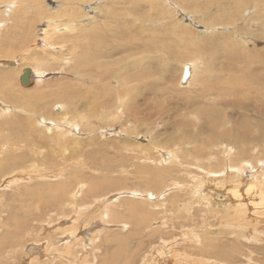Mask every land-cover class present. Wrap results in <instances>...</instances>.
<instances>
[{"label": "rangeland", "instance_id": "obj_1", "mask_svg": "<svg viewBox=\"0 0 264 264\" xmlns=\"http://www.w3.org/2000/svg\"><path fill=\"white\" fill-rule=\"evenodd\" d=\"M107 1L108 0H89L86 3L81 2L82 4L79 2L80 5L74 7L77 8L75 10H79L75 15L73 12L74 17L72 18L71 13L73 8L67 5L66 0H36V2L35 0H0V73L8 72L9 74L10 72L12 78L10 81L11 84L4 86V89H0V123L7 118L6 115H3V110H9L11 114L15 113L13 115L17 116V118H15L17 123L15 122L13 125V132H15L14 130L18 132L14 134L13 138L17 137L15 141L21 142L20 134L22 133L25 135L27 133L24 137H27L28 143H26L29 144V150L28 152L26 151V155L29 154V157L22 158L24 160L22 161L21 159V163L11 160L2 161L4 164L8 161L5 166L0 162V249L3 248L0 250V264H37L38 262H36V260L39 261L40 264H149L151 261H153L152 264H155L156 261V264H264V205H260L261 201L259 198L262 192L261 190L264 191V186L262 185L264 184V172H261L262 168L260 169L259 167H263L264 163H259L258 161L257 169L254 170V172L253 169L247 168L244 164L240 165L237 163L228 164L229 166L226 165L225 168L222 162V159L227 157L226 153H231L232 157H236L234 161H238L237 157L240 155L242 156V154H253L252 156L260 158V153H263L264 157V144L261 147L249 145L250 147L248 148L247 146L244 147L240 145L236 147L233 142H227L228 148L232 147L230 151L228 148L223 149L226 142L220 140L222 136L230 137L231 135L235 138V135H237L236 137H240V133L241 135L242 133L248 135L249 133H256L258 131L256 127L258 125H256V123L260 120H264V117H262V115L259 116V113H254V115L249 113L243 106L249 102H238L234 108L226 109L230 116H226V118L223 117L219 123L221 125L217 124V127H213L218 131H215L217 134L215 133L216 135L214 137L216 138L214 143H210L209 134L211 131L213 133V130L208 127L210 124L207 119L195 116L194 113L188 114L185 109H178L176 111L177 115H175L176 117H174L172 123H170L171 126H168V128L166 127L167 129L163 125L164 116L162 118H154L148 125L144 120L138 123L133 119H128L130 120V124L125 126L122 122L117 123L113 128H99L94 125L93 130L88 129L90 131H85L81 125L84 121H79L81 125L79 128L80 136V134H75L71 132L68 127H65V123L68 122L70 128H72L71 119L65 122L57 121V119L53 117L52 122L46 119L45 121L51 124L60 123L58 130L52 129V131H49L46 127H56L45 125L46 122H42L39 118L33 119L32 116L34 115H27L23 107L10 103L5 99L8 97L7 93L9 94V91H12L18 97L19 95L22 97L23 94H27L31 97L32 95L35 96L34 94L39 96L42 90L51 91L54 89L56 92V90L65 89V85L60 86L58 82L64 84L62 78L65 77L66 74H62L66 73L64 72L66 65L60 67V65L53 64L54 61L51 54L58 52L62 54V52H65L63 56L66 55L68 58L71 55L68 48L73 45L71 40L77 37L76 34H81V31H76V33L72 35L71 32L66 31L67 29L64 28V24H66L65 22H69L70 24L71 22H75V25L77 23L76 27L79 28L78 24H84L89 19V21H93V17H95V22L104 23L103 20L106 19V17H110L112 14L111 9L107 5L110 4L111 6L115 0H111L106 4ZM219 1H147V4L149 3L151 5L147 10H152L148 14L151 16L153 15V18L154 16L158 18H154L155 21L153 20V22L150 23L151 25L146 23L147 28L157 27L156 29L158 31L155 34L142 35L137 38L136 44L145 45V43H147V45L152 44L151 46L153 47H155L157 43L158 46L156 47H167L166 44H168L169 48L167 50L163 47L158 48L157 52L154 51L149 54H142L144 57H154L155 55V57L167 60L171 57L169 54H171L172 50H174L175 53L179 51L175 54L176 56L174 55L175 58L171 57L174 58L171 60L172 62L170 60L168 61L172 67L171 74H175L171 75L172 78L174 76L173 80H175V78L179 79V81L177 79V85L176 83L167 85L170 91L178 92L180 89L184 91L188 89L181 86L180 80L183 66L187 65L186 63L192 64L197 62L198 77H200L198 78V82L203 81V86L207 84L208 86L213 85L215 80H220L221 78H218V75L222 78L223 76H227L215 71L216 67L223 64L221 57H217L213 60L210 56L205 57L203 55L193 54L192 51L195 50L186 49V43L190 40L200 39L201 46L206 44L201 38L209 36H205V34H207L206 32H210L207 31L205 25L207 24V20L214 18L217 13L216 4H218ZM202 3H208L209 5L213 3L214 6L211 5V7H208V10H211L207 14H201L197 10L203 5ZM128 7L130 8V6ZM262 7H264V5H262ZM230 8L231 7H228L227 11L231 10ZM194 9L196 10L194 11ZM64 11L67 16H64ZM230 14L231 11L227 13L229 19ZM221 15L219 18L226 17ZM61 23H63V25ZM87 23L89 22L85 24ZM258 23L259 25H256L255 29H252L250 35L251 38L258 41V45L256 42L253 43L254 40L248 38L249 36H247L246 33L242 35L239 32V36L243 41L240 39H238V41L242 44L243 42L244 44H252V47L250 46V50L248 51L251 53L260 52L261 54H257H260V56L263 55L264 57V40L261 37L258 38V34L261 35L264 31V25H262V21H258ZM235 24L238 26L239 30L242 26L245 27L241 20ZM170 25L174 26V28L171 27V32L176 29L181 30V32L184 30V32L179 33L181 35L178 34L177 36L179 37H177L175 36L176 32L174 34L170 33ZM210 25L221 26L218 24ZM60 26V32H56V29H60ZM52 29H54V31ZM261 29L262 32H259ZM167 30H169L168 33L170 34H167ZM215 31L223 35L222 39L224 43L227 37L229 42L235 40L233 42L236 43L237 37H229V32L231 31L229 29L227 30L225 26L217 28ZM253 31H255V33ZM187 32L189 34L187 37L190 39L186 37ZM60 33H65V36ZM191 35L193 37L192 39ZM255 35H257V37H255ZM181 36L186 39H182ZM149 37H152V39H149ZM65 38L67 41H64L66 40ZM153 38H156L155 40L157 42L153 41ZM48 39L51 42H49ZM69 41L70 43H68ZM87 41L88 40L83 42V44H86ZM66 42L68 47L65 45L62 51L61 47H63V43ZM162 42L164 43L162 44ZM179 42L182 43L183 46L179 44ZM169 49H171V51ZM186 50H188V52ZM235 51L237 53L240 52L239 50ZM29 52L33 53L32 56L29 55ZM46 54L50 55L51 57L47 58L53 61V65L51 64L52 69H50L52 72L46 76V82H56L55 84L57 86H64L65 88H54L52 87L53 84H50L51 87L41 90L34 83L32 87L28 88L19 80L21 72L23 74L25 69H30V67L33 66L34 58L46 56ZM27 57L28 59L30 58L28 61ZM57 67L59 69L61 68V70L55 69L54 71V68ZM261 69H263V66H261ZM208 81L212 84H209ZM244 81L246 83L248 79ZM196 84L191 85V88L188 89L193 96L197 93H204L205 91L200 88L203 86H198ZM113 85L115 87V84ZM66 86H68L67 88L70 87V85ZM225 87H227L226 84ZM210 88L211 87H209L208 90ZM260 88L262 92L264 85ZM74 91L78 97L84 96L83 92L85 91L82 87L76 88ZM226 91L228 90L226 89ZM259 92L260 91H257V93ZM170 96L171 93L167 94L166 100H168V98L170 99ZM207 96L209 97V94H207ZM173 98L176 100L177 97ZM164 99L163 97H158V100L162 101L161 105H165ZM43 102L46 103V101ZM48 103L49 107L42 111V115L50 111L52 105H55V107L59 109L62 108L60 112L66 111V106H68L63 103V106L58 105L56 101H53L52 103L54 104L50 106V99H48ZM165 106H167V103ZM166 109L167 108H165V110ZM194 110L195 109L192 111ZM51 111L59 113L54 109ZM233 111L236 112L233 113ZM129 112L132 116L137 114L135 110H129ZM127 113L128 112H126V114ZM249 115H253V119L251 117H249V121L244 119V117L246 118ZM5 116L6 118H4ZM27 116L30 117L31 121L34 120L36 122L38 120V123L35 124L37 129L33 128L30 123H24L23 120H26ZM35 116L39 117L40 115L35 114ZM177 116H180V118ZM96 119L97 118H93L92 120ZM124 119L125 117L122 121ZM112 120L119 121L120 119L114 118ZM245 120L246 122H244ZM19 123L20 125H18ZM181 123L182 125H180ZM238 124L239 127L237 129ZM250 127L252 128L250 129ZM248 128L249 131L255 130V132L247 131ZM40 129H44L48 136L46 137L45 134L43 136L39 135ZM25 130H27L26 133L24 132ZM109 130L114 131L109 133ZM63 136L66 138L68 137L67 139L70 141L68 144L70 146L69 149H64L65 147L62 146ZM0 142H2V137L0 138ZM166 143H168L167 149L162 147V145H166ZM215 143V146L210 145ZM156 144H160L161 146L157 147ZM0 145V149L3 147L1 150L6 146L10 147L6 142ZM22 145L23 143H17V146ZM32 145L36 146L35 153L33 152L34 148L33 150L31 149L33 147ZM9 147H6V149H9ZM196 148L202 152L203 155H205V153L206 156L209 155L207 161L197 160L196 157L198 153L196 154L193 151L196 150ZM17 149H19V147H17ZM223 150H226L225 153H223ZM63 151L65 152L62 155ZM19 152H22V150ZM185 152H189L190 154V158L186 160H184L185 158L183 156H180ZM36 153H41V155H36L34 157ZM89 153L93 154V159H91V157L90 159L88 158ZM172 154H175V156L173 162H170V159L173 158ZM94 155H96L95 157L98 161L104 159L109 160V163L99 162L101 165H98L94 159ZM34 159L36 160L34 161ZM246 159L250 161L249 158ZM194 161L196 163H194ZM197 163L200 165H197ZM236 166L239 167L237 168ZM245 167L247 170H245ZM139 168H143L145 171L149 172L151 169L157 171L158 178L149 173H138ZM229 168H232L230 169L231 171ZM241 169H243V172ZM258 169L260 170L257 171ZM4 170L6 173L3 172ZM21 170L23 171L21 172ZM17 171L19 173H17ZM210 173L213 174L214 177L209 176L211 175ZM253 179L255 182L251 181ZM261 179H263V181H261ZM92 181L102 186L104 190L100 188L95 197L92 195L86 197L84 192L89 190ZM150 181L152 183L154 182V184L150 185ZM200 183H204L203 190H205V195L199 192L197 193V190H199L201 186ZM57 185L59 187L62 186L65 192L55 191V186ZM252 185L255 187L258 186L260 189L257 187L250 194H247V189ZM233 188L240 191V202H244L245 199V202L251 205L250 203L255 201L259 203L260 207L256 210H252L248 207L247 214L242 212V215H236V210L234 208H225L228 204L233 203L228 196L230 195L229 191ZM134 191L138 192L137 195L139 197ZM207 192H209V194ZM60 194L62 197L66 195L67 200L60 198ZM54 195L55 197H53ZM50 200H52V204H49ZM61 202H66L63 207L60 205ZM68 203H70V206L65 207ZM82 204H84V206ZM129 206H134L133 212L128 209ZM235 206L236 205H234V207ZM82 207L84 209H82ZM23 220L27 222H23ZM9 230L10 232H8ZM72 230H75V233ZM18 232L19 236H16ZM234 232H238V234L234 235ZM14 236L16 237L15 239ZM62 237L66 239V242L71 241V243L75 245V251L77 253L74 251L69 253L67 250L68 248H63L62 245L65 242L59 243V239ZM210 242L211 245H208ZM220 243L221 245H219ZM57 244H59V248L56 247ZM205 244H207V246H204ZM216 245L219 246V248H217ZM159 250L163 253L159 254ZM219 251L223 252V257H221V253H218ZM224 252H228V255L226 253L224 254ZM61 253L64 255L62 256ZM229 255L232 256V259ZM59 259L62 260L60 261Z\"/></svg>", "mask_w": 264, "mask_h": 264}, {"label": "bare ground", "instance_id": "obj_2", "mask_svg": "<svg viewBox=\"0 0 264 264\" xmlns=\"http://www.w3.org/2000/svg\"><path fill=\"white\" fill-rule=\"evenodd\" d=\"M66 1H67V5L71 6L73 8L72 9L73 11L71 13L72 18H73L74 15L76 14V12H78V10H79V9L75 10L77 8H74V7L79 6L80 5L79 2L80 3L81 2L86 3L89 0H66ZM110 1L111 0H108L106 2V4L109 3ZM147 1L148 0H115L114 2L112 1L113 3L111 6H110V4L107 5L111 9L112 14L110 15V17H106V19L103 20L104 23L95 22L94 21L95 17H93L94 18L93 21L92 20L89 21L90 19L88 21H86L89 23L85 24L86 23L85 22L84 23L85 25L82 23L78 24L79 28L76 27L77 23L75 25V22H71V24L69 22L68 23L65 22L66 24H64V28L67 29L66 31L71 32L72 35L75 34L76 31H81V34H79V35L76 34L77 37L75 39L71 40L73 42V45L70 46V48H68V50H70L69 52H71V55L69 56V54H68L69 57L67 58L66 55L63 56V54L65 52H62V54L60 52L53 53V54H51V56L53 58L54 63H53V61L50 60V58H47V57H51L50 55H47V54H46V56L38 57L39 59L34 58V64H32L33 66L30 67L31 78H32L31 80L32 81H31V84L26 86V87L30 88V87H32V84L34 83L41 90L51 87L50 84H53L52 87H54V88L55 87H57L58 89L63 88L64 86L60 87L61 85H65L66 88L64 87L65 89L56 90V92L54 89H53L54 91L53 90H51V91L50 90L49 91H45V90L43 91L42 90L41 94L39 96L34 94L35 96L32 95L31 97H29L27 94H23L22 97L19 95V97H18L12 91H9V94L7 93L8 97H6L5 99H7L10 103H14L15 105H20L21 107H23L25 112H27V115L28 114L34 115V116H32L33 119L39 118L42 120V122L44 121V123L46 122L45 121L46 119L50 122H52L53 118L57 119V121H60V122H65L68 119H71L72 128H70V124L68 122L65 123V127H68L69 130L75 134H80L79 128L81 127V125L85 131L93 130L94 125L98 126L99 128H104V127L113 128L117 123L122 122V124L125 126V125L130 124L131 119L135 120L138 123L140 121L144 120L145 123H147V125H148L154 118H157V117L162 118L163 116H164V118H163L164 124L163 125L165 126V128L166 127L168 128V126H171L170 123H172L174 117H176L175 115H177L176 111L178 109H185V110H187L188 114L194 113L195 116L204 117L207 119L208 123L210 124V126H208V127H210V129L212 128V130H213V133L211 131V133L209 134V140H210V143H214L215 138H216L214 136L217 134L216 132L218 130H216V128H213V127L216 126L217 124H219L220 120H222L223 117L226 118V116H230V114L227 112L226 109L227 108H234L236 106V103H238V102H240V103L249 102V103L243 105L245 107V109H247V111L249 113H252L253 115H254V113H259L260 114L259 116L262 115V117H264V88H263L262 92H261V88H260L262 85H264V57H263V55L260 56V54H261L260 52H257V53H260V54H257L255 52L251 53L250 51H248V50H250V46L252 47V44H248V43L244 44V42L242 44L238 41V39L243 41L239 36V32L242 35L244 33H246V35L249 36L248 38L253 39L250 36L251 31H252V29H255L256 25H259L258 21H262L263 22L262 25H264V7H262V5H264V0H220V1L218 0L219 3L216 4L217 5V7H216L217 13L215 12L216 14H215L214 18H211V19L207 18L208 20L206 19L207 24L205 26H206L207 31H210V32L209 33L206 32L207 34H205V33H203V34H205V36H207V35H209V36H207L206 38H201L202 40L205 41L206 44L204 43L205 45L201 46V44H200L201 40L200 39L199 40H192V41L190 40L186 43V49L189 48L190 50H195V51H192L193 54H199L200 56L203 55L205 57L210 56L213 60L216 59L217 57H221L223 64L219 67H216L215 71H218V73L220 72V73L228 76V77L223 76V78H222V77H219V75H218V78H221L220 80H217V81L215 80V83L213 82L214 83L213 85L208 86V84H207L206 86H203V84H204L203 81L198 82L199 81L198 78H200V77H198L199 72H198L197 62L192 63V64H188L184 61L187 65L183 66L182 74L180 77L181 86L189 89V88H191V85H195L197 83L196 85L203 86L200 88L202 90H205L204 93H201V94L197 93L194 96L190 94L191 92L188 89L186 91L180 89L178 92H174V91H170L169 87H167V85L170 83H173V84L176 83V85L178 84V82H177L178 78L177 79L175 78V80H173L174 76H173V78L171 76V75H175V74L174 73L171 74L172 67L170 66L171 64H169L168 61L173 60L176 56L175 54L179 51H177L175 53L174 50H172L171 54H169V55L171 57H174V58L170 57L167 60H165L163 58L155 57V55H154V57L153 56L144 57L142 54H144V53L149 54L150 52H154V51L157 52V49L162 48L163 46L156 47V46H158L157 45L158 43L155 44L156 45L155 47L151 46L152 44L147 45V43H145V45L136 44L137 38L141 37L142 35L155 34L158 31L156 29L157 27L147 28L146 23H149V24L152 23L154 18H155V16L153 18V15L151 16L148 14L152 10L151 11L147 10V8H149L151 6L149 3L147 4ZM160 1H162V0H160ZM179 1H181V0H179ZM35 2H36V0H35ZM180 4H183V3H180ZM202 4L203 5H201L200 9L197 10L201 14H207L211 10V9L208 10V7H211V5L214 6L213 3H210L211 5H209L208 3H205V4L202 3ZM104 5H105V2H104ZM128 6H130V8ZM171 7H172V5H171ZM228 7H231L230 8L231 10L227 11ZM112 8L114 9V11ZM68 9H66V10H68ZM195 10L196 9H194V11ZM230 11H231V14H230V19H229V16H228L229 14L227 15V13ZM73 12H74V15H73ZM64 14H65V11H64ZM219 14L220 15L222 14L221 16L224 15L226 17L219 18V16H220ZM60 16H61V14H60ZM64 16H67V14H65ZM75 18H76V16H75ZM78 19H79V16H78ZM240 20L244 23L245 27H243L242 26L243 24L241 23L242 25H240V24L239 25L242 26V28H240V30H239L238 26L235 23H238ZM74 21H75V19H74ZM76 21H77V18H76ZM61 24L63 25V23H61ZM139 24H140V26H139ZM145 24H146V26H145ZM210 24H212V25L218 24L221 26H217V25L211 26ZM228 24H230V25H228ZM182 25H183V23H182ZM222 26H225V28L227 30L229 29L231 31V32H229V37H231V36H233L234 38L237 37L236 43L233 42L235 40L229 42L228 37L224 43V40L222 39L223 35L221 33H218L217 31H215V29L217 30V28H220ZM171 27L174 28V26L170 25V33L174 34L176 32L175 36H177L179 33L184 32V30L181 32V30H178V29L171 32L172 31ZM260 28H263V27H260ZM260 28H259V30H260ZM52 30L54 31V29H52ZM59 30H61V26H60V29H56V32H60ZM166 32H167V34H170V33H168L169 30H167ZM253 32L255 33V31H253ZM259 32H262V29ZM60 34H62V33H60ZM64 34H62V35L65 36ZM84 34H85V36H84ZM186 34H187L186 35V37H187L189 34H188V32ZM211 34H213V35H211ZM179 35H181V34H179ZM258 35H259L258 38L261 37L264 40V31L261 35L260 34H258ZM83 37H84V39H83ZM152 37H149V39H152ZM177 37H179V36H177ZM255 37H257V35H255ZM181 38H182V36H181ZM187 38L190 39L189 37H187ZM192 38L193 37L191 35V39ZM56 39H57V36H56ZM155 39L153 41H156ZM182 39L185 40L186 38L183 37ZM182 39H180V40H182ZM86 40H88L87 43L83 44V42H85ZM253 40H254L253 43L256 42L257 45L259 44L258 41H256L255 39H253ZM48 41L51 42L49 39H48ZM52 41H53V39H52ZM64 41H67V39ZM174 42H175V39H174ZM174 42H172V43H174ZM180 42H179V44L182 45V43H180ZM68 43H70V41ZM163 43L164 42H162V44ZM63 44H64L63 47H61L62 51H63L65 45L68 47L67 42L63 43ZM246 44H248V45H246ZM160 45H161V43H160ZM166 45H167V47L164 46L163 48L164 49L166 48V50H167L169 47H168V44H166ZM170 47H171V45H170ZM213 47H215V48H213ZM220 47H222V48H220ZM172 49H173V47H172ZM31 50H32V48H31ZM160 50H162V49H160ZM169 50L171 51V49H169ZM183 50H185V49H183ZM235 50H239L240 52L237 53ZM186 51L188 52V50H186ZM32 54L33 53L29 52L30 56H32ZM43 55H45V54H43ZM186 55H187V53H186ZM29 59L27 57V61ZM184 59H185V57H184ZM52 63L56 64L58 66L60 65V67L66 65L65 69L62 68L65 70L64 72H66V73L62 74V75L66 74V76L62 78L63 79L62 82L64 84H60L58 82V84L60 86H57L55 84L56 82H53V83L52 82H46V78H47L46 76L48 74H50V72H52V70H50V69H52V66H51ZM172 66H173V64H172ZM261 66H263V69H261ZM55 69H59V68L58 67L54 68V71H55ZM59 70H61V68ZM21 74H22V72H21ZM21 74L19 75V80L21 78ZM246 79H248V81H246V83H245L244 80H246ZM11 80H12V78H11L10 72H9V74H8V72L0 73V89H4L5 88L4 86L11 84L10 83ZM200 80H203V79H200ZM178 81H179V79H178ZM13 83H15V82H13ZM16 83H17V81H16ZM113 84H115V87ZM209 84H212V83L209 82ZM225 84L227 87H225ZM66 85H70V87H72V88H70V87L67 88L68 86H66ZM80 87H82V89L85 92H83L84 96L78 97V95L76 94L74 89L76 90V88H80ZM209 87H211V88L208 90ZM226 89L228 91H226ZM257 91H260V92L257 93ZM169 93H171L170 99L168 98V100H166V98H167L166 95ZM207 94H209V97L207 96ZM23 96H25V97H23ZM158 97H160V98L163 97V99L165 98L164 103H165V105L167 103V106L161 105L162 101H159ZM173 97H177L176 100ZM26 98H27V100H26ZM178 98H179V101H178ZM48 99H50V102H51L50 106L52 104H54V103H52L53 101H56V104H58V105H62V103L65 105H68V106H66V111L60 112L62 110V108L59 109V108H56L55 105H52L51 106L52 108L50 107L51 110L52 109L57 110V112H59V113H55V112L51 111L49 108L50 111H47L45 115H42V111L46 110L49 107ZM169 100H171V101H169ZM243 100H246V101H243ZM43 101H46V103H44ZM58 102H60L61 104ZM165 108H167V109L165 110ZM193 109H195V110L192 111ZM129 110L130 111L135 110L137 112V114H136L137 116L136 115L132 116L131 113L129 112ZM126 112H128V113L126 114ZM235 112L236 111H233V113H235ZM13 114H15V113H13ZM13 114H11V112L9 110L8 111L3 110V115H6L7 118L5 116L4 118H6V120H3V122L0 123V136L2 137V142H0V144L6 142V144L10 145V147L6 146V147H9V149H6L5 146H4L5 148L3 150H1L3 147L0 149V162L2 165H5L10 160L13 162H15V161L20 162V160L22 158H25L27 156L29 157V154L26 155V153L29 150L28 149L29 144H27L28 143L27 137H24L25 135H27V133H26L27 130L24 131L26 133L25 135L22 133L20 134V136H21L20 141L21 142L15 141V138H17V137L13 138L14 134L16 132H18L17 130H14L15 132H13V125L16 122L15 118H17V116L13 115ZM35 114H38L40 116L39 117L35 116ZM179 115H181V114H179ZM252 116L249 115L246 118L244 117V119L249 121L250 120L249 117L252 118ZM124 117H125V119L122 121V119ZM177 117L180 118V116H177ZM93 118H97V119L92 120ZM114 118H119L120 120L119 121L112 120ZM128 119H130V120H128ZM41 120H40V123H41ZM246 120L244 122H246ZM23 121H24V123L26 122V124H29V123L32 124V127L37 129V127H35V124L38 123L37 122L38 120L36 122L34 120L31 121L30 117L27 116V119L23 120ZM79 121H82V122L84 121V122L80 125ZM59 124L60 123H57V124H55V123L51 124L48 122L45 123V125H47V126H55L56 127V128L46 127L47 129H49V131H52V129L58 130ZM263 124H264V120H260L256 123V125H258V126H256L258 129V131L256 133H249L248 135L247 134L245 135L243 133L241 135V133H240V137H236L237 135L234 134L235 138L232 137L231 135H230V137L222 136L220 138V140L226 142L223 149L228 148L227 142H230V143L233 142V144H235L236 147L239 145L244 146V147L247 146L248 148L250 146H258V147L263 146V144H264V127H263L264 125ZM18 125H20V123ZM177 125H178V123H177ZM180 125H182V123ZM219 125H221V124H219ZM218 127H220V126H218ZM238 127H239V124L237 126V129H238ZM251 128L252 127H250V129ZM83 129H81V130H83ZM88 129H90V130H88ZM253 129H254V127H253ZM40 130L41 131L39 132V135L43 136L45 134L46 137L48 136L44 129H40ZM109 131H110L109 133H111L114 130H109ZM247 131H249V128L247 129ZM250 131H253V130H250ZM5 132H8V133H5ZM57 132H59V131H57ZM80 132H82V131H80ZM129 132L131 133L130 130H129ZM253 132H255V130ZM65 135H66V133H65ZM80 136H81V134H80ZM218 136H220V135H218ZM65 138L66 137L63 136L62 146L65 147L64 149H66V148L69 149L70 146L68 144L70 141H68V139H67L68 137L66 139ZM17 143L18 144L23 143V145L17 146ZM156 145H157V147L161 146L160 144H156ZM167 145H168V143H166V145L163 144L162 147L167 149L168 148ZM210 145L215 146L216 143L210 144ZM0 147H1V145H0ZM17 147H19V149H17ZM33 148H34V150H33ZM35 148H36V146H33L31 148L34 153H35ZM231 148H228V149L231 151ZM18 150L19 151L22 150V152H19ZM193 151L196 154L198 153L197 157H196L197 160H200V161L201 160L202 161L208 160L209 155L206 156V153H205V155H203V153L200 152L199 150H197V148H196V150H193ZM225 151L226 150H223V153H225ZM255 151H256V148H255ZM64 152L65 151L62 152V155L64 154ZM75 153H77V152H75ZM192 154H194V153H192ZM36 155L39 156V155H41V153H36L34 155V157ZM76 155H78V154H76ZM233 155H234V153H233ZM252 155H248V154L243 155L242 154V156L240 155L237 157L238 161H234L236 157H232L231 153L230 154L226 153L227 157H225L224 159H222V158L221 159H222L223 165H225V168H226V165H228V164H236L237 163L240 165L244 164V166H246L247 168L249 167V168L253 169V171H254L257 169L258 161H259V163H261V162L264 163V157H263V153H260V156H261L260 158L254 157ZM72 156L74 157L73 154H72ZM88 156H89L88 157L89 159H90V157H91V159H93L92 153H89ZM95 156L96 155H94V159L98 165H101L100 163H109V160H104V159L102 160L103 162L98 161ZM172 156H173V158L170 159V162H173L175 154H172ZM180 156H183L185 158L184 160H186L187 158H190L189 152H187V153L185 152V153H183V155H180ZM43 157H45V156H43ZM246 158H249L250 161H248ZM217 159H218V157H217ZM6 160H8V161L5 164L2 163V161H6ZM23 160L24 159H22V161ZM35 160L36 159H34V161ZM31 161H32V159H31ZM200 161H199V163H200ZM238 162H241V163H238ZM194 163H196V162L194 161ZM199 163H197V165ZM236 167L238 168L239 166H236ZM243 167H241V168H243ZM263 167H261V166L259 167L260 169L262 168L261 172H264ZM247 168L245 170H247ZM7 169H8V167H7ZM230 169H232V168H229V170ZM260 169H258L257 171H259ZM1 170H3V169H1ZM5 170H6V168H5ZM5 170L3 172H5ZM26 170H27V168H26ZM22 171L23 170H21V172ZM241 171L243 172V169H241ZM253 171H252V173H253ZM144 172L149 173L150 175H153L156 178H158L157 177V174H158L157 171H153L151 169L149 172V171H145V169H143V168L138 169V173L142 174ZM211 172H212V170H211ZM17 173H19V172L17 171ZM225 173H226V171H225ZM257 174H255V175H257ZM8 175H9V173H8ZM209 176L212 177L213 174H211ZM216 178H217V176H216ZM255 178H256V176H255ZM74 179H76V178H74ZM254 179L251 181L255 182ZM261 181H263V179H261ZM152 184H154V182L152 183L150 181V185H152ZM252 184H254V183H252ZM58 185L55 186V191L58 190V192H60V191L65 192V190L62 189V186L59 187ZM200 185H201L200 189L197 190V193L199 192V193L205 195V190H203L204 189V186H203L204 183H200ZM262 185L264 186V184H262ZM259 186H260V184H259ZM257 187H255L254 185L250 186L247 189L248 190L247 194H250ZM100 188L102 190H104V188L102 186L96 184L95 181H92L89 190L84 192L85 196L88 197L89 195H92L93 197H95ZM258 189H260V188L258 187ZM55 191H54V194H55ZM261 191H260L261 193L259 195L261 202L260 201H258V202H260V205H264V191L263 190H261ZM134 192H136V191H134ZM229 192H230V195H228V196L230 197V199L232 200L233 203L228 204V206H226L225 208H229V209L234 208L236 210V215H238V214L242 215V212L247 214L248 207L251 208L252 210H256L257 208L260 207L259 203L255 202V201L250 203L251 205L246 203L245 199H244V202H242V201L240 202L241 194H240V191L238 189L236 190L233 188ZM255 192H257V191H255ZM137 193L138 192H136V195H137ZM207 193L209 194V192H207ZM243 196H244V194H243ZM53 197H55V195ZM256 197H258V196H256ZM60 198H62L63 200H67L66 195H64L62 197V195L60 194ZM212 198H213V196H212ZM68 202H70V201H68ZM54 203H56V202H54ZM65 203L66 202H61L60 205L63 207ZM103 203H105V202H103ZM49 204H52V200L49 201ZM49 204H47V205H49ZM67 205H65V207H69L70 203H68ZM82 205L84 206V204H82ZM234 205H236V206L234 207ZM38 206H40V205H38ZM82 209H84V208L82 207ZM128 209H130V211L133 212L134 206H131V207L129 206ZM108 213H109V211H108ZM24 221L25 220H23V222ZM25 222H27V221H25ZM22 223H20V224H22ZM146 224H147V222H146ZM15 228H16V226H15ZM9 229H10V227H9ZM72 231L75 233V230H72ZM8 232H10V230ZM238 232H240V231H238ZM238 232L237 233L234 232L235 233L234 235L238 234ZM6 233H7V231H6ZM62 234H64V233H62ZM17 235L19 236V232H18V234H16V236ZM15 238L16 237L14 236V239ZM11 240H13V239H11ZM59 241H60L59 243L65 242L63 245L62 244L61 245L63 246V248L64 247L68 248L67 250L69 253H72L73 251L75 253H77L75 251V245L72 244L71 241L66 242V239H64L63 237L61 239H59ZM58 245L59 244H57V246H56L57 248L60 247ZM208 245H211V242H210V244L208 243ZM219 245H221V243ZM204 246H207V244H205ZM224 246H226V245H224ZM202 247H203V245H202ZM217 248H219V246H217ZM222 248H223V246H222ZM2 249H0V250H2ZM31 250H32V248H31ZM59 250H61V249H59ZM40 251H41V249H40ZM40 251H39V253H40ZM222 251H223V249H222ZM159 252H160L159 254L163 253L160 250H159ZM156 253H158V252H156ZM218 253L222 254L221 257L224 256L223 252L219 251ZM225 253L227 254L228 252H224V254ZM54 254H56V253H54ZM61 254H62V256L64 254L66 255L65 252H64V254L63 253H61ZM35 256H36V253H35ZM229 256H230V258L232 257L231 255H229ZM64 257H66V256H64ZM158 258H159V256H158ZM62 259H63V257H62ZM62 259H59V260L61 261ZM229 259H226V260L231 261ZM155 261H156V259H155ZM36 262H38L37 264H40L39 261L36 260ZM152 262L153 261H151V263H149V264H152ZM193 262H195V261H193ZM156 263H157V261L155 262V264ZM190 263H192V262H190ZM193 264H195V263H193Z\"/></svg>", "mask_w": 264, "mask_h": 264}, {"label": "water", "instance_id": "obj_3", "mask_svg": "<svg viewBox=\"0 0 264 264\" xmlns=\"http://www.w3.org/2000/svg\"><path fill=\"white\" fill-rule=\"evenodd\" d=\"M31 70L30 69H25L23 71V74L21 75V83L24 85V86H28L31 84Z\"/></svg>", "mask_w": 264, "mask_h": 264}]
</instances>
